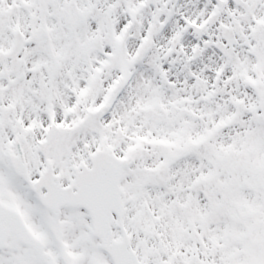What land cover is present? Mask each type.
<instances>
[{"label":"snow or ice","instance_id":"snow-or-ice-1","mask_svg":"<svg viewBox=\"0 0 264 264\" xmlns=\"http://www.w3.org/2000/svg\"><path fill=\"white\" fill-rule=\"evenodd\" d=\"M0 264H264V0H0Z\"/></svg>","mask_w":264,"mask_h":264}]
</instances>
